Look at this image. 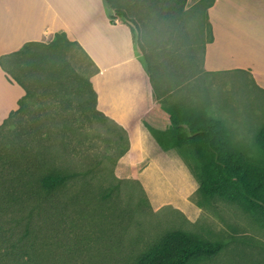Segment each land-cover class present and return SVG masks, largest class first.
Segmentation results:
<instances>
[{"label":"rangeland","instance_id":"rangeland-1","mask_svg":"<svg viewBox=\"0 0 264 264\" xmlns=\"http://www.w3.org/2000/svg\"><path fill=\"white\" fill-rule=\"evenodd\" d=\"M182 23L185 42L180 41L194 63V99L224 122L236 144L259 151L264 93L246 75L227 74L219 80L204 75L203 45L209 34L205 13L200 7L185 10ZM71 53L72 65L88 74L84 55L77 49ZM46 68L35 60L24 72L31 96L19 122L29 139L40 132L51 162L79 174L64 187L43 191L26 184L13 171L16 165L0 159V264H126L175 229L223 242L218 253L190 264H264V229L236 203L200 193L191 146L180 152L198 186L185 198L180 194L179 203L152 202L137 166L130 168L124 131L93 110H83L80 92L68 102L55 97L64 84H71ZM32 145V152L38 149ZM123 156L125 163L119 162Z\"/></svg>","mask_w":264,"mask_h":264},{"label":"trees","instance_id":"trees-1","mask_svg":"<svg viewBox=\"0 0 264 264\" xmlns=\"http://www.w3.org/2000/svg\"><path fill=\"white\" fill-rule=\"evenodd\" d=\"M105 2L113 12L111 22L120 19L129 26L157 96V103L144 116V124L159 141L193 148L197 160L193 173L201 194L211 200L236 203L264 229V126L256 137L259 151H247L231 139L222 120L208 113L204 102L198 103L194 99L191 82L195 77L194 63L185 48L182 23L186 0ZM74 49L87 60L91 68L88 74L82 75L70 62ZM35 60L47 65L46 72L64 77L71 84L69 87L64 84L57 91L62 94L55 97L68 102L71 94L80 92L84 96L83 110L106 116L96 109V92L89 79L95 70L93 61L65 32H53L41 40L27 41L18 50L0 56L1 67L25 89V94L18 100V108L0 124V159L16 165L18 169L13 171L26 184L53 191L75 179L79 172L51 162L46 156L48 145L44 137L40 132L34 139L25 137L26 131L19 122L30 105L31 96L24 72H28L27 68ZM75 80L77 84H74ZM33 143L38 149L32 152ZM222 247L221 240L180 229L169 230L126 264L196 263L218 253Z\"/></svg>","mask_w":264,"mask_h":264},{"label":"crops","instance_id":"crops-1","mask_svg":"<svg viewBox=\"0 0 264 264\" xmlns=\"http://www.w3.org/2000/svg\"><path fill=\"white\" fill-rule=\"evenodd\" d=\"M193 7L204 11L209 28L203 74L218 80L246 75L264 93V0H186L185 10ZM112 13L105 0H0V56L53 32L76 40L95 67L89 79L96 109L126 135L130 168L137 166L152 202L179 203L180 194L185 198L198 186L180 152L190 149L159 141L144 124L157 96L129 26L120 19L111 22ZM24 94L0 65V124Z\"/></svg>","mask_w":264,"mask_h":264},{"label":"bare ground","instance_id":"bare-ground-1","mask_svg":"<svg viewBox=\"0 0 264 264\" xmlns=\"http://www.w3.org/2000/svg\"><path fill=\"white\" fill-rule=\"evenodd\" d=\"M106 45H108V44H106ZM111 46V45H110ZM105 50V49H104ZM120 50V49H119Z\"/></svg>","mask_w":264,"mask_h":264}]
</instances>
